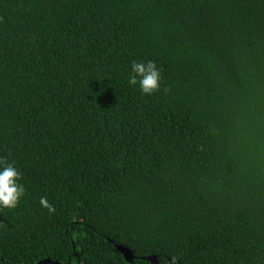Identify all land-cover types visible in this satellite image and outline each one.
<instances>
[{"label":"trees","instance_id":"obj_1","mask_svg":"<svg viewBox=\"0 0 264 264\" xmlns=\"http://www.w3.org/2000/svg\"><path fill=\"white\" fill-rule=\"evenodd\" d=\"M0 163V264H264V0H0Z\"/></svg>","mask_w":264,"mask_h":264},{"label":"clouds","instance_id":"obj_2","mask_svg":"<svg viewBox=\"0 0 264 264\" xmlns=\"http://www.w3.org/2000/svg\"><path fill=\"white\" fill-rule=\"evenodd\" d=\"M160 69L154 61L136 62L130 65L128 84L138 87L142 95L151 96L160 88ZM21 173L14 164L0 163V208L13 209L25 194V188L20 183ZM40 205L47 209L49 214L56 211L55 207L40 198Z\"/></svg>","mask_w":264,"mask_h":264},{"label":"water","instance_id":"obj_3","mask_svg":"<svg viewBox=\"0 0 264 264\" xmlns=\"http://www.w3.org/2000/svg\"><path fill=\"white\" fill-rule=\"evenodd\" d=\"M116 250L118 252H120L123 256V258L127 261V262H131L132 259V254L131 251H129L128 249L122 247V246H116ZM147 261H149L151 264H156V258L155 257H148L146 258ZM48 261L45 260L43 262H41L42 264H46Z\"/></svg>","mask_w":264,"mask_h":264}]
</instances>
